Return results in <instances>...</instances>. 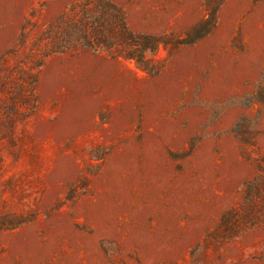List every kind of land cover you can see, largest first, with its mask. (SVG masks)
Masks as SVG:
<instances>
[{"label":"rangeland","instance_id":"obj_1","mask_svg":"<svg viewBox=\"0 0 264 264\" xmlns=\"http://www.w3.org/2000/svg\"><path fill=\"white\" fill-rule=\"evenodd\" d=\"M85 1L0 0L1 74ZM111 1L159 49L54 53L0 109V264H264V0Z\"/></svg>","mask_w":264,"mask_h":264},{"label":"trees","instance_id":"obj_2","mask_svg":"<svg viewBox=\"0 0 264 264\" xmlns=\"http://www.w3.org/2000/svg\"><path fill=\"white\" fill-rule=\"evenodd\" d=\"M207 21L209 23L210 20ZM25 40L26 33L23 32L19 41L23 45ZM160 43L159 39L151 36L141 39L135 35L128 26L124 9L111 0H87L73 4L32 43L26 53L28 61H24L23 66L10 68L7 73L1 74L5 56L0 57V109L7 106L9 99L12 107H6V112L10 110L15 114L18 101L27 102L30 78L33 77L36 82L34 67H42L54 53L77 48L105 51L134 60L137 66L145 69L143 64L147 51L156 52ZM16 73L19 75L15 76ZM6 94L11 97H5ZM260 198L258 184L248 182L242 203L230 209L222 217V222L235 224V228L239 220H242V226H247L248 222H259L256 210Z\"/></svg>","mask_w":264,"mask_h":264}]
</instances>
